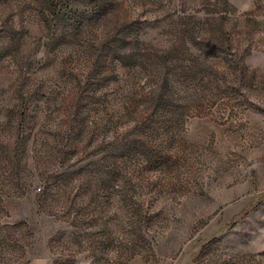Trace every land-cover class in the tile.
<instances>
[{
	"label": "rangeland",
	"instance_id": "obj_1",
	"mask_svg": "<svg viewBox=\"0 0 264 264\" xmlns=\"http://www.w3.org/2000/svg\"><path fill=\"white\" fill-rule=\"evenodd\" d=\"M0 264H264V0H0Z\"/></svg>",
	"mask_w": 264,
	"mask_h": 264
}]
</instances>
